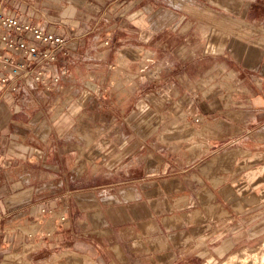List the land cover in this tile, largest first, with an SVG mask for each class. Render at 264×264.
Returning a JSON list of instances; mask_svg holds the SVG:
<instances>
[{"label": "crops", "instance_id": "crops-1", "mask_svg": "<svg viewBox=\"0 0 264 264\" xmlns=\"http://www.w3.org/2000/svg\"><path fill=\"white\" fill-rule=\"evenodd\" d=\"M0 11L64 41L44 84L0 86V264H217L263 241L264 0Z\"/></svg>", "mask_w": 264, "mask_h": 264}, {"label": "built area", "instance_id": "built-area-1", "mask_svg": "<svg viewBox=\"0 0 264 264\" xmlns=\"http://www.w3.org/2000/svg\"><path fill=\"white\" fill-rule=\"evenodd\" d=\"M26 35L34 41L30 45ZM64 47V41L58 36L26 23L19 22L15 16L0 11V86L8 81L11 75L16 83L26 81L36 85L45 83L46 69L50 65H57L56 51ZM151 59L147 60L142 71L148 69ZM30 64L38 65L39 70H30ZM67 68L59 66L58 73L53 77L54 83H59L67 77ZM17 87L12 88L16 90ZM45 213V210H42ZM58 220H65V211H61ZM50 235V233H49Z\"/></svg>", "mask_w": 264, "mask_h": 264}, {"label": "bare ground", "instance_id": "bare-ground-1", "mask_svg": "<svg viewBox=\"0 0 264 264\" xmlns=\"http://www.w3.org/2000/svg\"><path fill=\"white\" fill-rule=\"evenodd\" d=\"M263 250H264V243L261 244L259 247H257V250H255L254 252L252 251L251 253L246 252L243 256H237L234 254L220 264H264Z\"/></svg>", "mask_w": 264, "mask_h": 264}, {"label": "rangeland", "instance_id": "rangeland-1", "mask_svg": "<svg viewBox=\"0 0 264 264\" xmlns=\"http://www.w3.org/2000/svg\"><path fill=\"white\" fill-rule=\"evenodd\" d=\"M250 38L251 39H253L254 40V42H255V40H256V38L257 37H255V35L252 37V35H250ZM257 44V43H256ZM262 44L264 45V41L262 42ZM261 44V45H262ZM262 45V46H263ZM152 60H151V62H150V64H152ZM157 63V62H156ZM149 64V65H150ZM158 64H160V63H157L156 64V68H155V71H157L160 67H159V65ZM258 130L260 131L259 133H261V135L263 136V138H262V141L264 142V125L262 126V127H259L258 128ZM264 145V144H263ZM263 150H264V148H262ZM198 198H199V201L202 203V204H204V201H205V195L204 196H202L201 194L198 196ZM209 197H207V199H208ZM193 204V203H192ZM203 207H205V205L203 206ZM206 211H207V209L205 210V212H202V214H200L202 217H203V219H204V215H205V213H206ZM196 213V212H195ZM264 243V239H263V241L261 242V243H259V245L258 246H256V247H254V248H249V249H242V250H240V251H238L237 253H235V255H237V256H243L246 252L247 253H251V251L252 252H254L255 250H257V247H259L261 244H263ZM264 251V250H263ZM232 255H234V254H232ZM232 255H230V256H232ZM229 256V257H230ZM229 257H226L225 259H223V260H221V261H219L217 264H220V263H222L223 261H225L227 258H229Z\"/></svg>", "mask_w": 264, "mask_h": 264}]
</instances>
